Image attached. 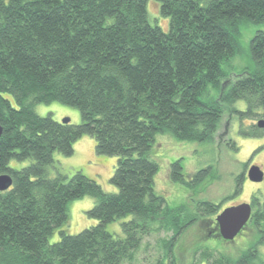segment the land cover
Returning <instances> with one entry per match:
<instances>
[{
    "label": "trees",
    "instance_id": "trees-1",
    "mask_svg": "<svg viewBox=\"0 0 264 264\" xmlns=\"http://www.w3.org/2000/svg\"><path fill=\"white\" fill-rule=\"evenodd\" d=\"M148 1L0 0V175L13 180L0 190V264H176L182 232L219 211L205 200L196 214L186 203L169 206L156 189L151 150L160 133L211 141L226 109L241 121L264 109V30L250 40L252 69L224 89L242 27L264 24V0H158L168 31L150 21ZM240 100L247 111L235 107ZM52 101L78 108L81 122L37 113L36 105ZM241 132L261 136L264 128L243 124ZM85 134L98 154L118 157L110 178L117 191L80 170L48 174L56 153L73 155ZM13 158L33 161L13 168ZM170 176L194 189L210 171L189 176L179 159ZM87 195L96 199L87 214L99 223L76 234L60 230L50 242L68 220L69 201ZM254 203L250 224L264 227V204ZM121 218L122 235L107 229ZM163 231L171 234L157 237V255L144 263L149 238ZM199 252L195 264H254L258 257L257 247L237 258L210 245Z\"/></svg>",
    "mask_w": 264,
    "mask_h": 264
},
{
    "label": "rangeland",
    "instance_id": "rangeland-1",
    "mask_svg": "<svg viewBox=\"0 0 264 264\" xmlns=\"http://www.w3.org/2000/svg\"><path fill=\"white\" fill-rule=\"evenodd\" d=\"M148 13L153 24H159L164 31L169 30V17L160 12L158 0L148 1ZM262 29L264 24H248L242 27L241 52L232 61V72L225 81L224 89L231 86L237 77L246 74L253 67L249 54L250 40L254 33ZM245 68L248 71H245ZM225 91V90H224ZM237 109L247 111L248 105L244 100L237 101ZM259 114L253 118L239 114H233L230 110H224L218 131L211 141L181 140L172 133H160L156 136V142L151 150V157L158 163L159 170L155 177L156 189L162 193L169 206L176 207L186 203L190 212L196 214L200 201H210L219 205V211L203 217L198 216L197 221L187 227L177 240L175 248L176 264H195L200 254V248L210 245L227 256L237 258L250 247H257L258 257L254 264L264 261V227H256L254 224L247 225L235 240L226 241L218 236L216 231V217L225 207L242 202H250L254 213L258 205L253 204L254 197L264 204V178L261 181H253L248 176L249 168L258 165L264 172V134L261 136L244 135L241 127L256 124L259 119H264L262 111L255 109ZM36 111L42 116H52L62 121L70 118L71 123L81 122L80 110L59 101L40 103L36 105ZM243 122V123H242ZM261 128V127H260ZM264 128V127H262ZM233 143L235 146H233ZM75 152L71 156L56 153L55 163L48 167V174L52 177L59 173L71 176L80 170L85 175L96 179L107 191H117V187L110 182V178L116 168L118 157L115 155H102L96 152V140L89 134L83 135L75 144ZM181 159L184 171L192 176L200 169H209L208 176L194 189H188L179 182L173 181L170 176L171 165ZM33 159L18 160L13 158L10 166L21 168L29 165ZM242 177L241 191L236 193L238 178ZM96 199L87 195L77 198L68 203V220L55 229L50 237V242L60 239V230L69 234H76L81 230L96 225L99 221L88 216L87 211L95 205ZM117 219L107 224V229L112 233L122 235V221ZM171 234L163 231L159 235L149 238L150 248L142 250L139 258L143 261L146 256L153 260L156 257L157 237ZM150 256V258H149ZM145 263V260L143 261ZM140 264V262H139ZM206 264V262L204 263Z\"/></svg>",
    "mask_w": 264,
    "mask_h": 264
},
{
    "label": "water",
    "instance_id": "water-1",
    "mask_svg": "<svg viewBox=\"0 0 264 264\" xmlns=\"http://www.w3.org/2000/svg\"><path fill=\"white\" fill-rule=\"evenodd\" d=\"M70 118L62 120L64 123H69ZM258 127H264V119L257 122ZM3 132V127L0 122V136ZM248 176L253 181H261L264 178V172L260 166L255 165L249 168ZM13 184L12 177L4 174L0 175V190H6ZM252 204L250 202H242L240 204L230 205L224 208L216 217V221L220 230V235L228 241L234 240L241 231L247 226L252 218Z\"/></svg>",
    "mask_w": 264,
    "mask_h": 264
},
{
    "label": "flooded vegetation",
    "instance_id": "flooded-vegetation-1",
    "mask_svg": "<svg viewBox=\"0 0 264 264\" xmlns=\"http://www.w3.org/2000/svg\"><path fill=\"white\" fill-rule=\"evenodd\" d=\"M256 211H257V210H256ZM253 214H254V211H253ZM215 222H216V227H215L214 229H215L216 231H218V230H219V227H218L217 221H215ZM250 222H251V221H250ZM250 222L248 223V225H250ZM251 223H252V222H251ZM246 227H247V226H246ZM246 227H245L243 230H245ZM243 230H242V231H243ZM242 231H241V232H242ZM217 235H218V236H221V235H220V230H219V233H217ZM221 237H222V236H221ZM226 241H227V240H226Z\"/></svg>",
    "mask_w": 264,
    "mask_h": 264
}]
</instances>
